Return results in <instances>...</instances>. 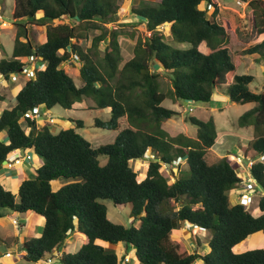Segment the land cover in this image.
I'll return each instance as SVG.
<instances>
[{
    "label": "trees",
    "instance_id": "trees-1",
    "mask_svg": "<svg viewBox=\"0 0 264 264\" xmlns=\"http://www.w3.org/2000/svg\"><path fill=\"white\" fill-rule=\"evenodd\" d=\"M121 1L14 0V48L11 57L0 60V74L9 79L20 73L30 55L47 64L36 69L35 77L17 93V103L0 115V134L6 130L9 139L6 143L0 137V169L17 148L34 149L44 163L34 178L21 183L17 193L0 183V218L11 211L45 218L42 234L23 243V258L30 263L54 253L77 230L84 242L77 252H63L60 264L126 263L115 249L98 240L133 247L139 264H194L198 260L264 264V247L234 250L250 235L264 231V194L258 202L262 211L258 216L248 204L232 201L234 187L244 179L236 159L228 155L214 163L207 159L218 137L214 118L188 116L197 126L195 137L171 136L162 127L164 120L179 114L164 105L168 98L209 103L219 90L232 102L254 103L238 117V124L257 130L246 147V159L262 155L264 90L250 89L257 77L239 69L245 55L264 58V38L234 54L236 34L219 16L216 1L140 0L132 5L131 13L145 24L149 35L134 41L125 55L120 31L107 25L117 21ZM207 2L214 6L211 13ZM249 4L254 26L264 36V0ZM166 24H170L168 36L160 29ZM35 26L46 28L44 42L30 36ZM90 29L97 31L91 38ZM203 41L209 53L200 49ZM72 60L79 63L80 85L63 67ZM162 72L169 76L168 88ZM83 97L93 99L99 109L110 108L111 116L96 118V126L118 130L120 120L127 118L129 125L118 131L113 142L94 145L78 131L85 126L81 119L57 133L50 124L31 133L23 127L21 118L28 110L39 105L71 109ZM26 120L33 127L35 121ZM144 157L149 158V165L140 181L130 162ZM179 157L185 158L189 176H175L170 183L162 165L175 167ZM251 174L264 189L262 160L253 164ZM62 177L70 181L55 189L53 182ZM106 199L115 205H131L130 226L108 218ZM185 221L210 232L209 251H190L184 242L173 239L174 229ZM200 244L196 239V245Z\"/></svg>",
    "mask_w": 264,
    "mask_h": 264
},
{
    "label": "rangeland",
    "instance_id": "rangeland-1",
    "mask_svg": "<svg viewBox=\"0 0 264 264\" xmlns=\"http://www.w3.org/2000/svg\"><path fill=\"white\" fill-rule=\"evenodd\" d=\"M140 0H122V6L119 10V13L116 15L117 21L112 24V22L107 23L109 27L117 28L120 31V42L124 49L125 55L132 50L133 42L138 41L149 35L148 32L145 31V24L138 21L136 17H134L131 13V7L134 4H138ZM222 4V13H220V17L225 18L227 21L229 19V24L231 27H235L236 35H235V46H234V54L237 51H240L244 48L253 46L254 44L263 40L264 36L259 35L257 29L254 26L253 14L251 8H245V6H240L237 4V0H218ZM250 1V0H248ZM1 10L5 20H7L10 25L6 27L0 28V46L2 54H8L7 56L12 55L14 48V30L16 26L13 23V9H14V0H0ZM225 6V7H224ZM251 11V12H250ZM209 15V14H208ZM58 22V21H56ZM160 29L165 33V36H168L170 33V24L163 25ZM233 29V28H232ZM17 30V29H16ZM81 32L84 33V28L80 29ZM97 31L90 29L88 32L89 38L93 34H96ZM30 36L35 41H40V37H46V28L42 26L32 27V31ZM246 40V41H245ZM79 43H85L84 41H79ZM91 44V40H87V45ZM174 45L178 43H173ZM87 45L83 44L85 48ZM179 46V45H178ZM101 48H104V45L101 44ZM203 49V48H202ZM257 54H249L247 56L242 57L240 63L241 67L239 69V73H247L252 74L257 77V80L250 84V89L254 91H262L264 90V58L260 57L257 60ZM124 61V60H123ZM124 62L121 63V66ZM44 64V63H42ZM63 67L66 71L71 74L77 85H80L82 80L79 74V63L76 60H72L71 62H66L63 64ZM162 74V80L165 82V86L169 87V76L168 74ZM19 83L23 82V77L20 74L14 75ZM19 77V78H17ZM10 79V78H9ZM14 79V78H13ZM15 79V80H16ZM9 83L11 82L8 81ZM3 86V85H1ZM0 86V87H1ZM10 86L7 85L4 87V92L11 95V91L6 92V89ZM214 95H219L218 98H222L221 100L226 102L222 104L221 102H216L212 100L209 103L205 102H186L182 100L173 101L171 98H168L164 105L178 111V115L164 120L162 123V127L171 135L176 136L180 133H183L190 137H195L197 132V126L191 124L188 121V116H196L202 120H208L210 117H213L217 129H218V137L214 145L211 147L210 152L207 155V159L210 163L217 162L221 157L228 155L231 159H235L236 156L241 155L245 156L246 147L249 145L251 140L256 136L257 130L251 126H240L238 124V117L245 112L246 110L252 108L254 103H246L240 104L236 102H232L222 95L226 96L224 93H221L217 90ZM216 99V98H215ZM8 102V101H7ZM10 106V105H9ZM192 107L191 111L189 108ZM45 109V108H44ZM48 111L43 113L42 117H46L48 114L54 115L56 117V123L50 124L53 132H59L63 128H67L69 126H73V121L76 119H81L84 121V128L78 129V131L85 136L88 140H90L94 145L99 146L101 144H106L113 142L118 131L121 128H124L129 125L127 118H123L120 120V129L113 130L107 129L103 127H99L95 125V119L101 118L107 120L111 116L110 108L99 109L96 107V104L93 99L83 97L81 100L76 101L74 106L71 109L63 108L59 105L54 106L52 108H47ZM43 110V109H42ZM69 122H66L68 121ZM39 121V122H37ZM36 122L39 125H45L42 119H37ZM32 128V127H31ZM27 131L30 130V127L26 128ZM36 154L34 153V156ZM107 161L106 157H103V163ZM180 164L177 169H174V173L178 171L177 176H189V169L185 162V158L182 160L178 159L176 163ZM245 161V160H244ZM264 162V159L262 160ZM131 165L134 170L138 173V180H143L146 177V169L148 168L149 159L143 158L138 160H132ZM162 170L167 174L170 183L175 181L176 178L173 175L172 168L168 165H162ZM241 177H243L244 181L248 183V190L250 192V199L246 201V204L249 205L250 210L254 211V209L258 206L259 199L262 194H264V189L256 182L252 181V174L248 166L244 165L243 170H240ZM251 179V180H250ZM255 180V179H254ZM70 180L67 178H59L53 182V187L58 189L60 186L68 183ZM240 190V188H239ZM108 208V218L115 223L124 224L126 226H130L132 224L131 218V205H115L112 200L106 199L103 200ZM36 217L38 215H35ZM11 219V216H9ZM35 219V217H34ZM30 221L27 227L30 225ZM12 224V222H11ZM15 226L12 224L9 226L11 239L10 240H2L4 237V231L0 232V250L10 249L14 252L15 256H18L20 252L23 250L22 245L20 243L22 241L23 235H27L28 229H25L23 233L14 232ZM34 228V227H33ZM193 229V234L190 238H188V249L193 251L197 249L198 251L207 252L208 250V242L210 240L211 234L209 231L204 230L199 227H189L188 230ZM32 234L33 231L31 230ZM18 235V236H16ZM18 237L19 243L15 240ZM81 237V236H80ZM199 239L201 241V246L196 245L194 240ZM194 239V240H193ZM80 241H82L80 239ZM18 244V245H17ZM81 243L76 240L75 243L71 244L69 247V252H77ZM115 245V244H114ZM255 247L253 243L251 244V248H263ZM120 251V249L118 248ZM117 251V250H116ZM118 253V252H117ZM120 256V260L124 261L126 253H118ZM19 257V256H18ZM131 258L133 259V255L131 254ZM26 260L20 259L19 264H29ZM0 263H2L0 258ZM130 264V263H128ZM194 264H204L202 260L196 261Z\"/></svg>",
    "mask_w": 264,
    "mask_h": 264
},
{
    "label": "crops",
    "instance_id": "crops-1",
    "mask_svg": "<svg viewBox=\"0 0 264 264\" xmlns=\"http://www.w3.org/2000/svg\"><path fill=\"white\" fill-rule=\"evenodd\" d=\"M214 1H216L217 5L219 6V16H220V13L223 14L221 12L222 11V4L218 0H214ZM0 10H1V4H0ZM228 21H229V19H228ZM12 25H13V23H12ZM232 28H233L234 32L236 33L235 27H232ZM16 31L17 30L15 28V30H14V41H15V37H16ZM44 41H45V37H43V38L40 37L39 42H44ZM179 46L186 47L187 45H179ZM200 49L205 53L210 52V48L207 46L205 41L201 42ZM7 55L8 54H4V53L2 54L1 46H0V60L2 58H5V57L6 58L10 57ZM245 56H247V55H245ZM14 75L15 74H13L10 77V79H5L4 76L0 74V86L3 85L0 87V115H1L4 108L8 107L9 105L10 106L15 105L17 103L16 95L19 92V90L24 86L25 82L29 79L25 75L20 74L23 77L22 78L23 82L19 83ZM17 78H19V77H17ZM10 80H11V82L9 83L8 81H10ZM7 85L10 86V89L7 88L6 92L11 91V95L4 92V87ZM218 96L219 95H215L213 100H215L218 103L221 102L222 104L226 103V102L221 100L222 98L219 99ZM222 96L227 98V96H224V95H222ZM41 107H42L41 109L45 108L44 105H42ZM21 121H22L24 128L29 127L27 120L21 119ZM37 122H39V121H37ZM37 122H36V125L38 128L43 126V124L39 125ZM66 122H69V120ZM54 123H56V121ZM32 129H34V124H33L32 128L30 127V130L28 132L31 133ZM50 129L52 130L51 126H50ZM0 137L4 142H6V143L9 142L6 130H4L0 134ZM28 153H30L32 155V158L30 160H24L21 164H16V165L11 164L10 158L6 162L5 161L3 162V165L0 169V183L6 189L17 193L21 183L25 179L34 178L36 176V170L44 163L42 157H40L37 153H35L34 149H30ZM34 153L36 154L35 156H34ZM10 156H12V155H10ZM174 169H177V167L176 166L172 167V172H173V175L175 177V176H177V173L179 170H177V172L174 173V171H173ZM234 194L235 193L233 192L231 195V198L234 196ZM251 212L255 216L262 214V211H261L259 206H257L254 209V211H251ZM9 216H11V219L9 218ZM34 217H35V219H34ZM13 219H18L20 222V227L19 228L14 227L15 228L14 232L17 231V232L23 233L25 231V229H28V233H27V235H23L22 241L18 240V237L15 238L17 243H19V241H21L20 246L22 245V249H23V243L25 240L31 238L32 236L38 237L42 234V230H43V227L45 224V218L43 216H37L36 217L35 214H33V213L32 214H26V213L19 214L17 212L11 211V212L7 213L4 217L0 218V232L4 231V233H5L4 237H2V240L7 241V240L11 239L12 234H10L9 226L13 224V223L11 224ZM33 220H35V221L31 222L30 225L27 227L28 223L30 221H33ZM191 226L192 225L190 223L185 221L183 223L182 227L174 229L173 239L176 240L177 242H184L188 246V244H187V243H189L188 238H190L193 234V229L188 230L189 227H191ZM193 227H196V226H193ZM31 230L33 231V234L31 232ZM16 236H18V235H16ZM80 239L82 241H80ZM76 240H78L81 244H83L84 236L82 234H80L77 230H74L73 232H71L68 235L66 241L64 242V245L61 246L59 249H57L54 253L48 254L44 259H42L41 261H39L37 263H30L29 262V264H60L61 263L60 257L62 255V253L63 252H66V253L69 252L68 249H69L70 245L75 243ZM194 242L196 243V238H195ZM98 243L101 245H104L106 247L113 248V249L117 250L118 253L121 252V253L128 254V256L130 257V261L123 263V264H128V263L139 264V261L137 260V257L135 256V251H134L133 247L127 246L126 244L114 245V244L104 242L101 240H98ZM252 243L255 247L263 246L264 245V231H260V232H257V233L250 235L249 237H247L246 240L242 241L239 245H237L234 250L236 252H243V251H246L248 249H253V248H251ZM118 248L120 249V251L118 250ZM8 251L11 252L12 255L9 257H5L4 254L7 253ZM207 251H209V247H208ZM24 254H25L24 249L18 255L19 257L15 256L14 252L11 251L10 249L0 250V258L2 261V263H0V264H19L20 259H22V260L24 259L23 258ZM131 254L133 255V259L131 258Z\"/></svg>",
    "mask_w": 264,
    "mask_h": 264
},
{
    "label": "built area",
    "instance_id": "built-area-1",
    "mask_svg": "<svg viewBox=\"0 0 264 264\" xmlns=\"http://www.w3.org/2000/svg\"><path fill=\"white\" fill-rule=\"evenodd\" d=\"M237 3L242 6H246V1L245 0H237ZM208 9H213L211 5H208ZM10 23L5 20L2 11L0 10V28L9 26ZM37 62L38 59L35 55H30L29 57H26L24 59L25 65L22 68V73H24L28 78H33L35 77V70L37 68ZM41 106H37L35 108H32L28 110L27 112L24 113L22 116L23 119L29 118V119H42L43 121L47 123H54L56 121V117L54 115L48 114L46 117H42L43 113L48 111V109H41ZM192 110V108H191ZM28 149L20 150V149H15L13 151V156L11 158V164L16 165V164H21L24 160H30L32 158V155L28 153ZM235 159L240 163V170H243V166L246 165L248 168L251 170V167L253 164L258 160H263L264 159V153L260 155L257 158H248L246 159L245 156L238 155L235 157ZM245 160V161H244ZM251 180V179H250ZM253 182H256L252 178ZM248 183H246L244 180L240 183H238L235 188L233 189V192L235 193L234 196L232 197V201L234 203H245L246 201L250 199V192L247 189L248 188ZM240 188V190H239ZM12 223L14 224L15 227L19 228L20 227V222L18 219H13ZM11 252H7L4 254L5 257L11 256ZM126 261L130 260L129 256L125 257Z\"/></svg>",
    "mask_w": 264,
    "mask_h": 264
},
{
    "label": "clouds",
    "instance_id": "clouds-1",
    "mask_svg": "<svg viewBox=\"0 0 264 264\" xmlns=\"http://www.w3.org/2000/svg\"><path fill=\"white\" fill-rule=\"evenodd\" d=\"M246 1V6H245V8H251V6H250V4H249V1L248 0H245ZM237 2V1H236ZM238 4V3H237ZM208 5H211L212 6V8L213 9H208ZM239 5V4H238ZM240 6H242V5H240ZM205 7H207V9L209 10V13H211L213 10H214V6L211 4V3H209V2H207L206 3V6ZM251 10H252V8H251ZM2 11V10H1ZM38 59V62H37V68L36 69H38V68H44L45 66H46V61H44L43 59H40V58H37ZM42 63H44V64H42ZM23 68V67H22ZM36 71V70H35ZM17 74H23V75H25L24 73H22V69H21V72L20 73H17ZM2 75V74H1ZM16 75V74H15ZM26 76V75H25ZM27 77V76H26ZM32 78V77H31ZM34 78V77H33ZM39 106H42V105H39ZM45 106V105H44ZM45 108L47 109V107L45 106ZM191 108L192 107H190L189 109L191 110ZM192 110H193V108H192ZM191 110V111H192ZM21 119H23V118H21ZM26 120V119H25ZM30 120H33V121H35L34 123H36V120L37 119H30ZM45 122V121H44ZM44 124H53V123H47V122H45ZM36 127H37V125H36ZM36 127H34V129L36 128ZM17 149H20V150H24V148H17ZM15 150V149H14ZM13 150V151H14ZM28 150H30V149H28ZM13 151L9 154V156L10 155H12L13 154ZM8 156V158L5 160V162L7 161V160H9V158H10V160H11V158H12V156H10L9 157ZM148 158V157H147ZM149 159V158H148ZM178 159H180V160H182V158L181 157H179ZM177 159V160H178ZM176 160V161H177ZM181 162L179 161V163H176L177 165L178 164H180ZM3 165V164H2ZM251 171V170H250ZM253 178V177H252ZM254 179V178H253ZM254 183H256V182H254ZM235 188V187H234ZM233 193V192H232ZM126 256H128V255H126ZM125 256V257H126ZM124 260H125V258H124ZM126 261V260H125ZM130 261V260H129ZM126 262H128V261H126Z\"/></svg>",
    "mask_w": 264,
    "mask_h": 264
},
{
    "label": "water",
    "instance_id": "water-1",
    "mask_svg": "<svg viewBox=\"0 0 264 264\" xmlns=\"http://www.w3.org/2000/svg\"><path fill=\"white\" fill-rule=\"evenodd\" d=\"M34 127H36V123H34ZM145 158H147V157H145Z\"/></svg>",
    "mask_w": 264,
    "mask_h": 264
}]
</instances>
